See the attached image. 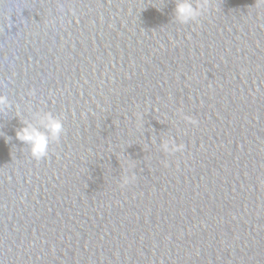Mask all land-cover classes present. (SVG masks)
I'll return each instance as SVG.
<instances>
[{"label":"water","instance_id":"obj_1","mask_svg":"<svg viewBox=\"0 0 264 264\" xmlns=\"http://www.w3.org/2000/svg\"><path fill=\"white\" fill-rule=\"evenodd\" d=\"M175 3L0 0V264H264V0Z\"/></svg>","mask_w":264,"mask_h":264},{"label":"clouds","instance_id":"obj_2","mask_svg":"<svg viewBox=\"0 0 264 264\" xmlns=\"http://www.w3.org/2000/svg\"><path fill=\"white\" fill-rule=\"evenodd\" d=\"M208 0H176L174 16L175 19L183 24L190 21H197L203 13L208 11ZM9 106L8 97L0 94V110ZM64 132L63 120L51 112L42 114L34 113V120H25L22 126L16 129L15 136L28 146L30 155L36 160L45 158L48 155L50 141H59ZM161 147L165 152H175L183 148L182 144L174 141H162ZM134 180L135 176H123L122 183L127 184L129 180Z\"/></svg>","mask_w":264,"mask_h":264}]
</instances>
